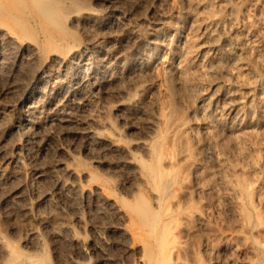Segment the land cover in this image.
Returning a JSON list of instances; mask_svg holds the SVG:
<instances>
[{
    "label": "bare ground",
    "instance_id": "obj_1",
    "mask_svg": "<svg viewBox=\"0 0 264 264\" xmlns=\"http://www.w3.org/2000/svg\"><path fill=\"white\" fill-rule=\"evenodd\" d=\"M0 122V264H86L39 257L96 249L64 198L111 220L90 230L127 264H202L184 238L221 190L238 219L221 246L264 264V0H0ZM69 127L82 150L41 165Z\"/></svg>",
    "mask_w": 264,
    "mask_h": 264
},
{
    "label": "rangeland",
    "instance_id": "obj_2",
    "mask_svg": "<svg viewBox=\"0 0 264 264\" xmlns=\"http://www.w3.org/2000/svg\"><path fill=\"white\" fill-rule=\"evenodd\" d=\"M122 3H123L122 6H125V8L129 7L133 11H141L144 8V3L137 2V1H125V3L124 2H122ZM14 98H15V96H9V97H7V100L10 99L12 101V99L15 100ZM4 122L2 121V123H4ZM2 125L3 124H1V122H0V126H2ZM5 125H7V123ZM72 127H74V126H72ZM72 127H69V129ZM73 129L72 130L70 129L72 132H69L70 130L67 131L66 129L62 130L60 132H59V129H57V130L49 129V133H47L48 131L46 132L47 134H49V136H50L49 138L51 141L48 142V144L50 143V145L47 148L48 150H46L47 153L43 154V155L47 154L46 156H43L46 158L41 157V160H44V159L45 160L40 161V159H39V162H41L40 163L41 165L43 163H44L43 165H47V163L50 164L51 163L50 161L56 162L57 159L60 157V155H61L60 158H62L63 157L62 156L63 155L62 149L67 148L68 144H69L68 146L71 149L77 148L76 150H78V151L82 150L81 147L84 144H82L83 143L82 141H79V139H78V138H80L79 135L74 136ZM0 130L2 131V129H0ZM52 130H53V132H52ZM54 131H57L58 134L54 133ZM53 133H54V135H53ZM59 134H60V137H59ZM51 135H53V136H51ZM65 135H67V136H65ZM67 142H68L67 145L64 144ZM70 142L71 143L73 142L74 144H70ZM79 142H81V145ZM51 144H52L53 149L51 148ZM62 145H65V146H62ZM75 145H77V146H75ZM56 147H58L59 149L57 148V150H56ZM78 147L80 149H78ZM49 148H50V150H49ZM54 148L56 150V153L54 151ZM60 153H62V154H60ZM52 158H54V159H52ZM55 158H57V159H55ZM60 158H59V160H60ZM46 160L49 162H47ZM29 170L30 169H28L26 167L25 176H23L22 177L23 180H21V182L27 186L26 187L27 193L29 191L28 185L30 183V182H28ZM11 185L12 184H10L9 186H11ZM77 199L79 200L80 198H75L74 199L75 202H74V201H71V199L64 198V200H66V201L61 200V204L62 205L64 204L63 205L64 208L61 204L60 205L66 211L67 214L69 213L68 215L72 218L75 217L77 214L82 215V219L86 223V226H87L86 233L82 239L83 243L84 244L85 243L86 244L91 243L92 245L94 244L96 249L90 250V253L87 256L81 255L83 253L79 252L76 248L74 249L73 245L70 246V243L67 242L66 239H65L66 241L64 239H62L61 241L59 240V242L57 241V243L55 242L56 244L54 243V245H52V247H50L49 245H46L44 247V249L42 250V252H40L39 257L44 258V259L45 258L48 259L46 255H48L49 251H50L51 253L49 254L48 257L54 255L53 257H56L57 260H59L61 258L60 261L62 259H66L65 257L68 255L69 256L71 255L72 258H74L76 255L75 258H77V257L79 259L85 258L87 260L85 262L86 264H127V263H129L130 261L128 260V258L131 259V257L128 255V252L125 251L126 249H125L124 245H122L123 244L122 240L115 233H112V232H110V234L108 233V237L106 236L107 235L106 234L105 236H103L104 237L103 238L104 240H103V239L95 236V234L93 233V230H90V228L93 226H95V227H97V226L98 227H108L111 220H109L107 218V216L103 215L102 213L95 212V209H91L89 212V208L87 206H83L82 200L80 199L79 201H76ZM80 201H81V204H80ZM62 202H66V204L62 203ZM67 202H69V203H67ZM81 205L83 206V208ZM205 206H206L205 210L207 212V216L205 218V220H206L205 223L196 227L194 229V231L189 236L184 238L186 240V243L188 244V246H190V248H193V250H195L196 252H199L202 264H209L210 263L209 262L210 261V253L207 251L205 252L204 249H202V248H201V251L198 250V246L201 242H204L205 240H208V239L211 241L213 248L215 247L218 249V258L220 261H223V260L227 261V263H225V264H241V262L245 258L249 257V254H247L245 251H243L241 243H239V242L235 243L237 249L236 248L235 249H229V248H225V247L221 246L222 241L220 240V235L222 236L225 234H229L230 232L238 231V226H237L238 225V219L236 218V216L234 214L233 208L230 206L229 203H227L225 201L224 194H223L222 190L220 192H218L217 195L214 196V198H210L209 202H207L205 204ZM42 207L44 209H46V207H48V205L45 207L44 206H42ZM41 210L43 211V209H41ZM33 219H31V221ZM14 221L16 223H18L17 219ZM34 221H35V219H34ZM15 222H14V224L16 225ZM33 223L35 224V222H33ZM19 225L20 224H18V227H22ZM36 227H39L37 222H36ZM71 251H72V253L68 254ZM78 252H79V254H78ZM50 262H51L50 264H57L55 262V260H50ZM66 264H71V263L68 262Z\"/></svg>",
    "mask_w": 264,
    "mask_h": 264
}]
</instances>
